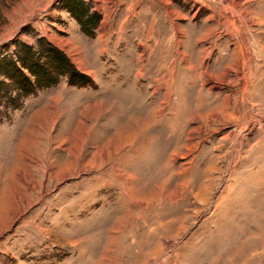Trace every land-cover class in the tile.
<instances>
[{"label": "rangeland", "instance_id": "374dc122", "mask_svg": "<svg viewBox=\"0 0 264 264\" xmlns=\"http://www.w3.org/2000/svg\"><path fill=\"white\" fill-rule=\"evenodd\" d=\"M83 1L0 0V264H264V0Z\"/></svg>", "mask_w": 264, "mask_h": 264}, {"label": "trees", "instance_id": "16d2710c", "mask_svg": "<svg viewBox=\"0 0 264 264\" xmlns=\"http://www.w3.org/2000/svg\"><path fill=\"white\" fill-rule=\"evenodd\" d=\"M66 7L79 22L82 31L94 37L98 29L100 14L98 12L89 13L90 10L83 0H71ZM25 46L27 50H31L30 46L26 44ZM46 50L48 55L45 61H42L41 58H33L30 61L35 52L29 58L19 57L21 65L16 60H6L5 63L14 70V74L9 76L21 82V88L25 92L32 93L36 90V86L48 87L58 82L61 76H67L71 84H84L89 81L85 74L77 70L63 50L50 44L49 47H46ZM22 67L28 69L29 73L34 76L35 82L29 79Z\"/></svg>", "mask_w": 264, "mask_h": 264}, {"label": "built area", "instance_id": "2783aa9c", "mask_svg": "<svg viewBox=\"0 0 264 264\" xmlns=\"http://www.w3.org/2000/svg\"><path fill=\"white\" fill-rule=\"evenodd\" d=\"M203 1H205V2H207V1H209V2H213V1H215V0H203ZM208 3V2H207Z\"/></svg>", "mask_w": 264, "mask_h": 264}]
</instances>
